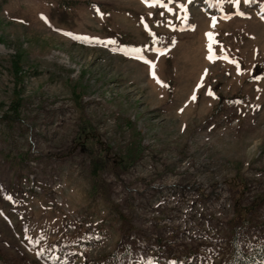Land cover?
I'll use <instances>...</instances> for the list:
<instances>
[{"label": "rangeland", "instance_id": "rangeland-1", "mask_svg": "<svg viewBox=\"0 0 264 264\" xmlns=\"http://www.w3.org/2000/svg\"><path fill=\"white\" fill-rule=\"evenodd\" d=\"M77 1L0 0V264H264V0Z\"/></svg>", "mask_w": 264, "mask_h": 264}, {"label": "snow or ice", "instance_id": "snow-or-ice-1", "mask_svg": "<svg viewBox=\"0 0 264 264\" xmlns=\"http://www.w3.org/2000/svg\"><path fill=\"white\" fill-rule=\"evenodd\" d=\"M145 2H147V0H145ZM222 2V0H221ZM229 2L235 4V5H239L240 3V0H229ZM244 3H250L251 0H243ZM153 3L154 4H162L163 3V0H153ZM171 10V9H169ZM262 13H264V9H262ZM237 15H244V13L242 12H238L236 13ZM225 18H230V17H225ZM261 18L264 19V14L261 15ZM216 26V18L213 17V24H212V27H215ZM66 35H69L71 36L72 34L71 33H66ZM206 36L208 38V44H207V49H208V53L209 55L207 56V59L210 61V62H214L215 59H225V60H228L229 58L227 56H223V57H217L215 56L214 54V51H213V45L216 43L215 39H214V36L215 34L213 32H208L206 33ZM76 39H81V37H75ZM86 39V38H85ZM99 42V41H98ZM108 43H115V41H109ZM170 49H165V48H156L154 49L155 52H157L158 55H165ZM132 52L134 53H142V49L140 48H135V49H132ZM138 59H144V57L142 55H139L137 56ZM144 62L149 65V68H150V75L152 76V78L154 80H156V82L158 84H160L162 87H167L166 84H164V82H162L159 77L157 76L156 74V71H155V68H156V64L154 61H151V60H146L144 59ZM229 62H232V63H236L235 61H229ZM207 74V69L205 70V75ZM203 86V76L201 77V83L197 85V88L199 89L200 87ZM208 95L212 96L214 95V93L212 92L211 89H209ZM197 99L196 97V94H195V91L193 92V95L191 97V100L195 101ZM180 111L182 112L183 109H180Z\"/></svg>", "mask_w": 264, "mask_h": 264}, {"label": "trees", "instance_id": "trees-1", "mask_svg": "<svg viewBox=\"0 0 264 264\" xmlns=\"http://www.w3.org/2000/svg\"><path fill=\"white\" fill-rule=\"evenodd\" d=\"M56 2H57V6H61L64 9H69L68 7L73 6V5H75V4L78 3L77 0H69V1H67V0H56ZM68 2H70V4L66 5ZM12 64H13V69L16 71L17 68H18V66H17L18 65V58L17 57L14 58V61H13ZM253 73H255V71ZM16 103H17V101L12 102V104L10 106V111H15V108H16V105L15 104ZM258 252H259V249H256L255 251H253L252 255H249L247 257L253 259L254 258L253 256H255L256 257L255 258V261H257V260L260 259V254H258Z\"/></svg>", "mask_w": 264, "mask_h": 264}]
</instances>
